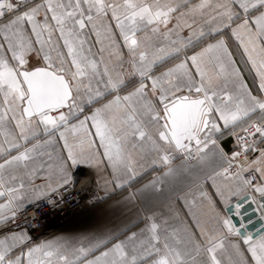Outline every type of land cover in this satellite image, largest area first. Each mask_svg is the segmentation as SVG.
<instances>
[{
  "label": "snow or ice",
  "instance_id": "6c2138e0",
  "mask_svg": "<svg viewBox=\"0 0 264 264\" xmlns=\"http://www.w3.org/2000/svg\"><path fill=\"white\" fill-rule=\"evenodd\" d=\"M81 165L135 222L37 242ZM0 264H264V0H0Z\"/></svg>",
  "mask_w": 264,
  "mask_h": 264
},
{
  "label": "built area",
  "instance_id": "2783aa9c",
  "mask_svg": "<svg viewBox=\"0 0 264 264\" xmlns=\"http://www.w3.org/2000/svg\"><path fill=\"white\" fill-rule=\"evenodd\" d=\"M73 175L77 178V182L71 190V195H66L62 201L58 197H53V200L59 201L56 203L42 201L21 214L30 218L22 222V227L29 229L33 237L40 238L55 233L82 215L89 207L98 205L102 201L103 196L94 180L91 168L81 165L73 170ZM57 214L60 216L57 217ZM56 217L60 220L59 225L49 222Z\"/></svg>",
  "mask_w": 264,
  "mask_h": 264
},
{
  "label": "crops",
  "instance_id": "0c3cea01",
  "mask_svg": "<svg viewBox=\"0 0 264 264\" xmlns=\"http://www.w3.org/2000/svg\"><path fill=\"white\" fill-rule=\"evenodd\" d=\"M245 76L249 84H252V77L247 73L245 69ZM230 146V144H229ZM74 170V169H73ZM93 174L94 170L91 169ZM99 189L102 193L103 199L98 205L89 207L78 218L57 230L55 233L35 238L29 232V234L38 242L43 239H51L57 236H79L91 233H104L110 231H116L125 225L131 224L136 220L137 207L126 205L120 195H112L111 198H105V191L103 186V180L94 175ZM146 181H142L144 183ZM139 187V185H137ZM147 199H159L162 203L167 204L166 199L167 192L161 194H153L151 192L145 193ZM234 202V201H233ZM172 208L179 212L181 215L186 212V209L182 208L181 204L176 201H171ZM167 211V208H165Z\"/></svg>",
  "mask_w": 264,
  "mask_h": 264
},
{
  "label": "water",
  "instance_id": "95a60500",
  "mask_svg": "<svg viewBox=\"0 0 264 264\" xmlns=\"http://www.w3.org/2000/svg\"><path fill=\"white\" fill-rule=\"evenodd\" d=\"M245 207L247 208V210H248L249 213H252V209H253L255 206H254V205H252V206L245 205ZM253 219H254V220L258 219V214L253 215ZM258 226H259V225L257 224V227H258Z\"/></svg>",
  "mask_w": 264,
  "mask_h": 264
},
{
  "label": "bare ground",
  "instance_id": "6f19581e",
  "mask_svg": "<svg viewBox=\"0 0 264 264\" xmlns=\"http://www.w3.org/2000/svg\"><path fill=\"white\" fill-rule=\"evenodd\" d=\"M74 212H76V210H74ZM58 215L60 216V214H57V217H59ZM57 217L54 220H51L49 222L50 223H53L54 225H59L58 223L60 222V220L57 219Z\"/></svg>",
  "mask_w": 264,
  "mask_h": 264
},
{
  "label": "rangeland",
  "instance_id": "374dc122",
  "mask_svg": "<svg viewBox=\"0 0 264 264\" xmlns=\"http://www.w3.org/2000/svg\"><path fill=\"white\" fill-rule=\"evenodd\" d=\"M93 173V172H92ZM93 176H94V174H93ZM94 180L96 181V179H95V177H94ZM97 182V181H96ZM97 185H98V183H97ZM98 188H99V186H98ZM99 191H100V189H99ZM100 193H101V191H100ZM102 194V193H101ZM101 203V202H100ZM66 226V225H65Z\"/></svg>",
  "mask_w": 264,
  "mask_h": 264
}]
</instances>
